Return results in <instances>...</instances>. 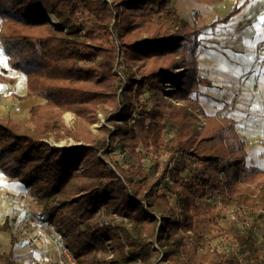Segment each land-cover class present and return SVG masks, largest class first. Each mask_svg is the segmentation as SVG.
Segmentation results:
<instances>
[{
    "label": "trees",
    "instance_id": "trees-1",
    "mask_svg": "<svg viewBox=\"0 0 264 264\" xmlns=\"http://www.w3.org/2000/svg\"><path fill=\"white\" fill-rule=\"evenodd\" d=\"M0 26L1 51L27 77L22 98L45 100L26 119L0 118V168L45 203L43 216L78 264H152L160 256L169 264L264 263L256 226H231L224 237L230 247L213 252L195 232L203 214L264 210V171L246 166L234 121L206 116L193 97L204 84L200 31L173 0H0ZM121 79L132 86L122 91ZM67 112L77 117L74 130L65 127ZM99 112L116 126L110 140L138 162L167 152L157 177L103 152L111 130L104 139L90 130ZM167 120L176 127L168 141ZM66 137L80 144H52ZM185 157L200 163V172L184 175L174 165ZM166 185L179 197L177 207ZM101 210L125 221L103 226ZM0 263L17 264L12 252Z\"/></svg>",
    "mask_w": 264,
    "mask_h": 264
},
{
    "label": "crops",
    "instance_id": "crops-1",
    "mask_svg": "<svg viewBox=\"0 0 264 264\" xmlns=\"http://www.w3.org/2000/svg\"><path fill=\"white\" fill-rule=\"evenodd\" d=\"M173 6L200 31L198 65L204 84L193 97L206 116L234 121L240 140L246 143V166L264 171V50L260 51L264 43V0L213 3L173 0ZM2 56L8 66V57ZM259 56L263 59L261 69L256 65ZM6 70L7 81L0 82V118L16 117L10 110L15 104L21 107L23 114L29 115L32 107L45 103L40 97L23 99L28 91L27 77L12 68L9 69L12 73ZM27 192L25 186L0 168V194H8V198L0 199V228L8 221L13 208L23 202L21 196ZM11 241L9 233L10 248ZM21 248L26 249L23 244ZM261 248L259 258L264 262V248ZM12 253L15 258V249ZM35 254L29 251L27 258H22L18 264H37L38 253Z\"/></svg>",
    "mask_w": 264,
    "mask_h": 264
},
{
    "label": "rangeland",
    "instance_id": "rangeland-1",
    "mask_svg": "<svg viewBox=\"0 0 264 264\" xmlns=\"http://www.w3.org/2000/svg\"><path fill=\"white\" fill-rule=\"evenodd\" d=\"M108 1L110 3L113 2V0H108ZM11 14H13V13H11ZM84 18H85L84 24L86 26H89V24H90L89 23V14H86ZM0 28H1V26H0ZM261 50H264V43H261V45H260V51ZM2 54H3V52L0 49V74L4 75V74H6V71H7L6 69L9 70L11 67L9 65L7 66L5 58L2 56ZM260 55H263V54L261 53ZM258 59H259V62L256 65L258 66V68L261 69L263 67V59L261 58V56H259ZM8 64H9V62H8ZM5 67H6V69H5ZM116 70L119 71L120 69H115V71ZM8 73H12V72L9 70ZM136 77H137V79H139V76H136ZM120 85H123L122 91L124 89H126L127 87L132 86V84L127 83L124 79H121ZM148 99H149V93L146 90V94L143 97V101L147 102ZM17 109H19V111H17ZM10 110H13L14 114L16 115V117L10 116L11 118L21 120V119H26L29 117L28 114H23L22 109L20 106H18V104L11 106ZM137 115H138V111H137ZM98 117H99V122L97 124L90 126V130L93 132V134L96 135L99 139H104V135L108 132L107 129L111 130V133L109 134V136L106 137V149L103 152H105L107 150H109V151L113 150V152H111V157L125 169H129V167H131V166L138 167V166H140V163H141V165L145 169L146 176L149 179L157 177L159 174L158 171L162 168L163 164L169 158V155L167 154V152H164L162 157H160V158H156L153 155H145L144 160L142 162H138L135 158L128 155L122 149L119 141L112 142L110 140L109 137L116 130V126L109 122L110 116L108 117L104 112H99ZM63 119H64L65 127L67 129H70V130L75 129L76 124L78 122L75 114H73L71 112H67L63 115ZM166 125H167V130L164 133V139L168 141L175 136L176 127L173 126L169 120L166 121ZM200 129H202V128H200ZM52 144L56 145V146H70V147H72V146H75V145L80 144V143H77L74 139H72L70 137H66V138H64L58 142H55L52 140ZM103 152L100 154V157L102 159L108 161L103 156V154H104ZM174 165H179L183 169L184 175L185 174L188 175L189 172H191L193 174L200 172V167H201L200 163L196 162L194 159L187 158V157H185L184 159H177L176 162L174 163ZM164 190L166 193L170 194V198L172 200V203L174 204V206L177 207L178 203H179V197L173 192V190L171 189V186L166 185V188ZM2 194H0V199H6V197L8 198V194H4V193H2ZM21 199H23L22 200L23 202L18 207L17 206L14 207L13 211L8 216V224L7 225L10 227L11 230L8 231L6 229V223H4L3 226L0 228V254L2 253V255L5 257V256L9 255L10 252H13L15 249L14 260L17 264L19 263V261H22V258L23 259L27 258L26 254H28L29 251L32 254H33V252H34V254L36 253L34 247L30 243H28L27 240L25 239V237L22 235V230H24L25 228H28L30 226V223L33 220L37 221L40 226L46 228L47 232L50 235H53V236L58 235L54 226L49 225V223L47 221V217H44L42 214L44 211V207H45L44 204L45 203H39V201H37L28 192L25 193L24 195H22ZM25 208L29 211V213L33 217V219L32 218H26V216L23 213ZM252 213H254V210H253V212L246 210V214H245L246 220L247 221L251 220L252 222H255V226L258 229L257 230L258 234L259 235L264 234V221L262 219H260L255 213H254V215ZM113 215H106L104 210H101L98 212L97 219H98L99 223L103 226L112 225V224L113 225L114 224L119 225L121 221H125V220H122V218L120 216H119L118 220H115ZM226 216H227V214L226 215L221 214L220 217H218V218H214L213 215H205V214H203L201 216H197V218L195 220L196 221L195 232L198 235L205 237V239H208L209 240L208 242L212 246L220 245V247H223V248L224 247H226V248L230 247L228 240L224 238V237H226L225 231L234 225H232V223L227 219ZM9 233L11 234V237H12L11 248H10V244H9ZM13 242H14V246H12ZM21 244H23L26 249L21 248ZM8 248H9L10 252H9ZM231 250L232 249L230 248V251ZM109 253H112V250H108V254ZM160 257L158 258V261H156L157 258L155 257L156 259L154 258L151 261V263L152 264H169L168 262L164 261V257L162 258V260H160ZM248 257L249 256H247V259H249ZM250 258H251V256H250ZM34 263L36 264V262H34ZM0 264H2V263H0Z\"/></svg>",
    "mask_w": 264,
    "mask_h": 264
},
{
    "label": "built area",
    "instance_id": "built-area-1",
    "mask_svg": "<svg viewBox=\"0 0 264 264\" xmlns=\"http://www.w3.org/2000/svg\"><path fill=\"white\" fill-rule=\"evenodd\" d=\"M19 111V109H17ZM246 210L252 211L243 206L231 207L227 213V219L235 226L241 228L255 227V222L247 221L245 218ZM24 215L26 218H32L29 211L25 208ZM254 213L261 217L264 221V210H254ZM254 213H252L254 215ZM115 220H118L117 215H113ZM22 235L25 237L28 243H30L35 251L38 253L37 264H78L71 251L64 246L62 239L56 235H50L46 228L39 225L37 221H32L28 228L22 230ZM257 244L264 248V234L259 236ZM209 250L213 252L216 246H208ZM198 250H201L198 248ZM112 257V253H109ZM163 256L160 257L162 260ZM249 264H262V263H249Z\"/></svg>",
    "mask_w": 264,
    "mask_h": 264
},
{
    "label": "water",
    "instance_id": "water-1",
    "mask_svg": "<svg viewBox=\"0 0 264 264\" xmlns=\"http://www.w3.org/2000/svg\"><path fill=\"white\" fill-rule=\"evenodd\" d=\"M50 22H52V24H55L54 21H52L51 19H50ZM102 160L105 162V164H106L109 168H113V165H112L109 161H106V160H104V159H102Z\"/></svg>",
    "mask_w": 264,
    "mask_h": 264
},
{
    "label": "bare ground",
    "instance_id": "bare-ground-1",
    "mask_svg": "<svg viewBox=\"0 0 264 264\" xmlns=\"http://www.w3.org/2000/svg\"><path fill=\"white\" fill-rule=\"evenodd\" d=\"M50 19H51L52 21H54L55 24H57V22L54 20V18L50 17Z\"/></svg>",
    "mask_w": 264,
    "mask_h": 264
}]
</instances>
